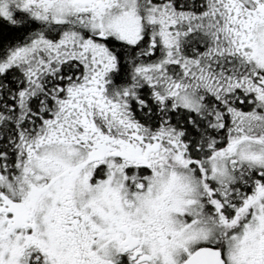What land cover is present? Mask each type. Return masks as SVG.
<instances>
[{
  "label": "snow or ice",
  "instance_id": "snow-or-ice-1",
  "mask_svg": "<svg viewBox=\"0 0 264 264\" xmlns=\"http://www.w3.org/2000/svg\"><path fill=\"white\" fill-rule=\"evenodd\" d=\"M0 264H264V0H0Z\"/></svg>",
  "mask_w": 264,
  "mask_h": 264
}]
</instances>
